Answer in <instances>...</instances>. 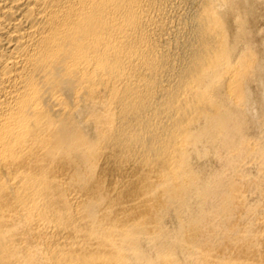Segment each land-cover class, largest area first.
<instances>
[{
  "label": "bare ground",
  "instance_id": "obj_1",
  "mask_svg": "<svg viewBox=\"0 0 264 264\" xmlns=\"http://www.w3.org/2000/svg\"><path fill=\"white\" fill-rule=\"evenodd\" d=\"M264 0H0V264H264Z\"/></svg>",
  "mask_w": 264,
  "mask_h": 264
},
{
  "label": "rangeland",
  "instance_id": "obj_2",
  "mask_svg": "<svg viewBox=\"0 0 264 264\" xmlns=\"http://www.w3.org/2000/svg\"><path fill=\"white\" fill-rule=\"evenodd\" d=\"M263 26H264V24H263Z\"/></svg>",
  "mask_w": 264,
  "mask_h": 264
}]
</instances>
